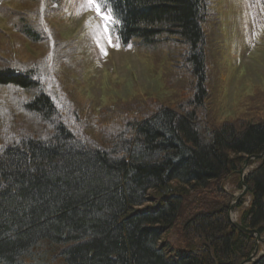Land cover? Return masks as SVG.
<instances>
[{
	"label": "trees",
	"instance_id": "1",
	"mask_svg": "<svg viewBox=\"0 0 264 264\" xmlns=\"http://www.w3.org/2000/svg\"><path fill=\"white\" fill-rule=\"evenodd\" d=\"M204 6V0H111L120 47L177 39L193 84L178 110L155 107L109 129L99 145L81 139L80 129L68 126L73 115L58 112L41 89L46 63L0 69V87L29 94L18 106L40 127L0 146V264H241L250 257L254 238L229 223L233 198L222 182L264 152V123L204 124ZM21 33L36 43L45 38L39 27ZM243 184L251 199L237 222L262 236L264 161ZM150 193L158 206L137 209ZM184 210L188 218L180 219ZM171 230L179 246L163 241ZM254 264H264V256Z\"/></svg>",
	"mask_w": 264,
	"mask_h": 264
},
{
	"label": "rangeland",
	"instance_id": "2",
	"mask_svg": "<svg viewBox=\"0 0 264 264\" xmlns=\"http://www.w3.org/2000/svg\"><path fill=\"white\" fill-rule=\"evenodd\" d=\"M204 5V124L212 128L239 121L264 123V3L204 0ZM98 24L100 17L86 6L85 0L0 3V69H36L46 63L42 83L39 79L41 89L55 98L58 112L66 115L68 110L73 115L68 126L75 124L81 139H89L94 145L105 139L109 129L141 120L155 107L178 110L188 96V83L193 84L184 70L185 48L177 39L161 36L149 45L135 39L133 46L124 48L110 47L105 42L107 55H103L95 38ZM25 27H39L45 38L41 43L28 40L21 33ZM27 97L30 95L25 92L0 87V146L20 133L36 135L40 130L38 121L18 106L19 100ZM12 122L18 129L12 127ZM244 162L238 172L246 176L261 163L252 159L246 165ZM238 172L222 182V190L233 198L227 218L230 213L236 222L251 199L247 192L234 202L243 190L235 186L236 181L241 185ZM156 200L150 193L148 202L137 209L152 210L158 206ZM193 200L190 197L185 202L192 204ZM186 214L181 211L180 219H187ZM164 238L168 244L179 246L180 236L175 230L166 232L163 241ZM193 238L190 237L192 242ZM199 242L196 240V245ZM258 251L264 252V244Z\"/></svg>",
	"mask_w": 264,
	"mask_h": 264
},
{
	"label": "snow or ice",
	"instance_id": "3",
	"mask_svg": "<svg viewBox=\"0 0 264 264\" xmlns=\"http://www.w3.org/2000/svg\"><path fill=\"white\" fill-rule=\"evenodd\" d=\"M86 6L95 11L96 15L100 17L101 24L95 26L96 44L100 48L101 54L107 55L105 49V42L110 47H119V38L113 41L111 36L110 25L117 22L118 17L115 16L111 10V0H85ZM131 45H129L130 47ZM0 187H3L0 185Z\"/></svg>",
	"mask_w": 264,
	"mask_h": 264
},
{
	"label": "water",
	"instance_id": "4",
	"mask_svg": "<svg viewBox=\"0 0 264 264\" xmlns=\"http://www.w3.org/2000/svg\"><path fill=\"white\" fill-rule=\"evenodd\" d=\"M250 159H253V160H256V161H257V160L264 161V152H262V153H261L260 155H258V156H254V157L247 158V159L245 160V162H244V165H246L247 162H248ZM238 173H240V175H241V185H242V187H243V190H242L241 194L235 198V201H234L235 204H236V202H238V201H239V200L245 195V193H247V188H246V186L243 184V179H244V177H245L246 175H242V171H241V172H238ZM235 204H233L232 207H234ZM230 211H231V210H230ZM229 214H230V213H229ZM229 214H228L229 223H230V224H231L236 230H238L239 232H242V233L248 234V235H250V236H254V238H255V246H254V250H253L252 254L250 255V257H249L247 260H245L244 262L241 263V264H254L255 262H257V261H258V260L264 255V253L258 255V243H259V242H264V240H262V239L260 238V236L258 235V233H257L256 231L245 229V228L241 227L239 224H237V223L231 221Z\"/></svg>",
	"mask_w": 264,
	"mask_h": 264
},
{
	"label": "bare ground",
	"instance_id": "5",
	"mask_svg": "<svg viewBox=\"0 0 264 264\" xmlns=\"http://www.w3.org/2000/svg\"><path fill=\"white\" fill-rule=\"evenodd\" d=\"M231 218V220H234V217H230Z\"/></svg>",
	"mask_w": 264,
	"mask_h": 264
}]
</instances>
